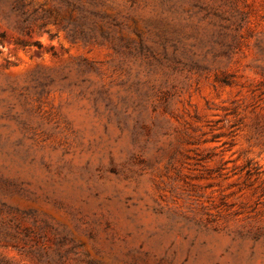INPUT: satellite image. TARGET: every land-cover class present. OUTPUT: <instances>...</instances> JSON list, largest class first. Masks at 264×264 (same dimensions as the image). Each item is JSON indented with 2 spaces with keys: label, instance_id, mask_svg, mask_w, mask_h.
I'll list each match as a JSON object with an SVG mask.
<instances>
[{
  "label": "rangeland",
  "instance_id": "rangeland-1",
  "mask_svg": "<svg viewBox=\"0 0 264 264\" xmlns=\"http://www.w3.org/2000/svg\"><path fill=\"white\" fill-rule=\"evenodd\" d=\"M0 264H264V0H0Z\"/></svg>",
  "mask_w": 264,
  "mask_h": 264
}]
</instances>
